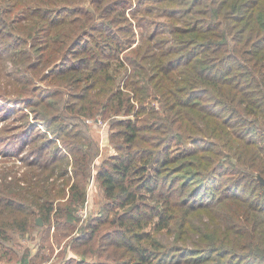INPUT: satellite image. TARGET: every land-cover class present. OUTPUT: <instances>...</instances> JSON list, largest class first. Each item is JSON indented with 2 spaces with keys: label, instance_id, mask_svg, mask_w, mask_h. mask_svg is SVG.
Listing matches in <instances>:
<instances>
[{
  "label": "trees",
  "instance_id": "trees-1",
  "mask_svg": "<svg viewBox=\"0 0 264 264\" xmlns=\"http://www.w3.org/2000/svg\"><path fill=\"white\" fill-rule=\"evenodd\" d=\"M0 43V99L44 130L18 141L54 138L0 183V264L38 263L36 214L64 264H264V0H0ZM99 121L116 154L92 169Z\"/></svg>",
  "mask_w": 264,
  "mask_h": 264
},
{
  "label": "rangeland",
  "instance_id": "rangeland-1",
  "mask_svg": "<svg viewBox=\"0 0 264 264\" xmlns=\"http://www.w3.org/2000/svg\"><path fill=\"white\" fill-rule=\"evenodd\" d=\"M4 44L0 43V52L3 54ZM5 52V51H4ZM4 55V54H3ZM6 55H4L5 57ZM17 70H21V68H17V66L12 65L8 61H5V58L3 61L0 60V76H4V78H1V84H0V91H4L7 83H13L15 82V79H19L17 75ZM9 76V77H8ZM44 82H37L38 85H41V88H46L47 84H43ZM7 89L13 90V87H8ZM22 104H19V106L15 103H10V100L5 98L4 100L0 99V183H3L4 181H12L13 178L17 179H23L24 174L29 170V165L31 161H35V158L33 156L32 149H35L37 146H41L48 142L47 139H54L51 135H48L46 133H39V137L36 142L30 146H26L25 143L22 145L21 142H19L20 135L25 131L28 133V135H35L36 133L40 131H44L41 127L40 123H37L33 116L29 114L28 111H26L24 114L18 113V109L23 108L20 106ZM18 107V108H17ZM4 108V110H3ZM14 108V109H11ZM12 110V111H11ZM22 110H27L26 108H23ZM21 118V119H20ZM96 125L94 122H88L90 125V133L91 138H93L96 142L99 143L100 146V152L99 155H97L96 150L91 149V154L94 155L95 162H92L91 168L95 169V167L100 166V164L103 162L105 158L109 157L110 155H115L116 151L114 147L111 146L110 140H109V125L106 122H97ZM46 136V137H44ZM62 147H64L63 143L60 144ZM49 147L46 149H43L45 152L42 153V155H52L54 151L56 150L57 145L49 144ZM43 147V146H42ZM24 151L21 154L19 151H15L19 149ZM62 150V148H61ZM92 157V155H90ZM24 184V183H23ZM64 185L66 186V181H59L57 182V186L59 190H62L64 188ZM104 194L98 187V184L95 181V171L93 172V177L89 181L88 184V201L86 204V207L84 209H81L79 212V216L81 218V224L79 225V228H82L87 223V217L90 215L91 212L99 211V209L103 206L105 203ZM64 202V201H62ZM42 215L36 214L33 218V230L31 232V235H28L26 239H22L21 242L25 247H31L32 249L35 248L37 250L38 248L41 249L40 256L35 260L36 263L39 264H64L65 260L73 256V253L68 252L65 253L63 249H65L66 243L70 240L69 238L64 240L62 242V246L59 247L58 244H56L54 236H56L58 233L61 235V231H65L66 227H63V225L56 224L55 222L57 220L53 219L52 224H47L46 221L43 220ZM38 221L42 222V225H38ZM57 225V229L55 226ZM80 232V229H78V233ZM76 234H74V237ZM50 243H53L54 245V251H52ZM65 245V246H64ZM17 249L21 250L20 247H16ZM24 248L21 250L22 253L24 252ZM39 251V249H38ZM51 255L50 260H46L48 255ZM44 257V258H43ZM44 259V262L42 260ZM5 263V262H3ZM37 263V264H38Z\"/></svg>",
  "mask_w": 264,
  "mask_h": 264
},
{
  "label": "water",
  "instance_id": "water-1",
  "mask_svg": "<svg viewBox=\"0 0 264 264\" xmlns=\"http://www.w3.org/2000/svg\"><path fill=\"white\" fill-rule=\"evenodd\" d=\"M258 179L261 182V184L264 185V178L262 176H258ZM37 223H38V225H42L41 221H38Z\"/></svg>",
  "mask_w": 264,
  "mask_h": 264
}]
</instances>
